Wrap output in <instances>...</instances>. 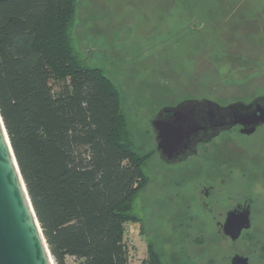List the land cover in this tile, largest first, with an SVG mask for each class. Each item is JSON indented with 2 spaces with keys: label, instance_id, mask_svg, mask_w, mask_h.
Instances as JSON below:
<instances>
[{
  "label": "trees",
  "instance_id": "trees-1",
  "mask_svg": "<svg viewBox=\"0 0 264 264\" xmlns=\"http://www.w3.org/2000/svg\"><path fill=\"white\" fill-rule=\"evenodd\" d=\"M174 1L212 6L200 21L240 0ZM75 16L76 0H0V116L54 263L129 264L153 151L138 152L118 87L75 50ZM146 252L140 264H163L151 241Z\"/></svg>",
  "mask_w": 264,
  "mask_h": 264
},
{
  "label": "rangeland",
  "instance_id": "rangeland-1",
  "mask_svg": "<svg viewBox=\"0 0 264 264\" xmlns=\"http://www.w3.org/2000/svg\"><path fill=\"white\" fill-rule=\"evenodd\" d=\"M245 1L250 3L233 7L217 20L199 21L196 17L202 14L210 16L212 6L201 13L174 0H76L71 33L75 50L88 65L102 67L118 87L138 152L150 150L148 119L156 101L209 98L226 104L264 88L263 28L251 21L264 13L263 0ZM159 159L157 153L147 159L148 184L134 199V212L146 218L147 235L136 223L126 226L129 264L146 258V236L165 251L164 258L168 251L177 264H187L177 245L179 237L168 221L154 219L157 206L150 207L167 182L168 170ZM256 210L255 224L264 227L263 202Z\"/></svg>",
  "mask_w": 264,
  "mask_h": 264
},
{
  "label": "flooded vegetation",
  "instance_id": "flooded-vegetation-1",
  "mask_svg": "<svg viewBox=\"0 0 264 264\" xmlns=\"http://www.w3.org/2000/svg\"><path fill=\"white\" fill-rule=\"evenodd\" d=\"M249 3L240 0L237 5ZM234 4L231 7L236 8ZM261 4L264 8V0ZM251 21H257V26L264 29V13ZM263 29L260 42H264ZM249 96L241 99L249 102L264 97V88H256ZM180 100L155 102L147 128L151 157L157 152L150 120L161 107ZM260 104L264 105V100ZM242 129V125L235 124L220 131L210 140L198 143L194 153L176 163L159 159L160 166L168 170L167 182H162V192H156L150 207L157 206L154 219L160 223L162 218L168 221L179 237L181 242L177 245L187 264H264V227L255 224V209L260 202L264 204V122L250 133ZM259 135L255 143L249 142ZM137 216L138 231L142 225V233L147 235L143 222L146 218ZM246 218L249 225L239 227ZM227 220L230 226H226ZM146 237L147 246L152 240ZM153 245L163 264H177L168 251L164 258L165 251Z\"/></svg>",
  "mask_w": 264,
  "mask_h": 264
},
{
  "label": "water",
  "instance_id": "water-1",
  "mask_svg": "<svg viewBox=\"0 0 264 264\" xmlns=\"http://www.w3.org/2000/svg\"><path fill=\"white\" fill-rule=\"evenodd\" d=\"M264 97L219 104L209 98H184L163 106L150 120L155 150L176 163L235 124L252 132L264 122ZM226 226L231 225L227 220ZM248 218L239 227H247ZM0 264H55L31 205L0 116Z\"/></svg>",
  "mask_w": 264,
  "mask_h": 264
},
{
  "label": "built area",
  "instance_id": "built-area-1",
  "mask_svg": "<svg viewBox=\"0 0 264 264\" xmlns=\"http://www.w3.org/2000/svg\"><path fill=\"white\" fill-rule=\"evenodd\" d=\"M71 260H74V257H71Z\"/></svg>",
  "mask_w": 264,
  "mask_h": 264
}]
</instances>
